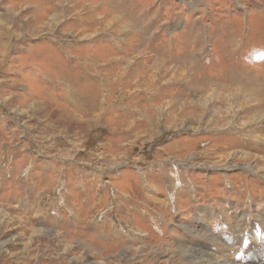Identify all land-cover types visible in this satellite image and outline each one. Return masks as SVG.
<instances>
[{
  "label": "rangeland",
  "instance_id": "1",
  "mask_svg": "<svg viewBox=\"0 0 264 264\" xmlns=\"http://www.w3.org/2000/svg\"><path fill=\"white\" fill-rule=\"evenodd\" d=\"M263 74L264 0H0V264H264Z\"/></svg>",
  "mask_w": 264,
  "mask_h": 264
},
{
  "label": "bare ground",
  "instance_id": "2",
  "mask_svg": "<svg viewBox=\"0 0 264 264\" xmlns=\"http://www.w3.org/2000/svg\"><path fill=\"white\" fill-rule=\"evenodd\" d=\"M233 43V42H232ZM234 44H232V46H234ZM232 71V70H231ZM229 82L231 85L234 86V84H239V87L238 89H236L237 92H241L239 93L240 95H238V97H242L244 98L246 94H248L249 98L251 100H256L259 98V95L257 94L258 92H260L261 90H258L261 88V86H258L257 84V81H251V82H245L244 80V75H243V72L241 70L239 71H232L230 74H229ZM262 75V74H261ZM261 78V77H260ZM264 79V74H263V77ZM262 79V80H263ZM259 81V80H258ZM257 94V96H256ZM96 96V95H95ZM96 106V105H95ZM94 114V113H93ZM94 117H95V114H94ZM96 119V118H95ZM80 128V127H79ZM178 172V171H177ZM192 252V251H191ZM190 254L187 255L189 258H192V261H194L196 264H227L226 262H224V260H218L216 261L215 259H210L208 255L204 254V253H194V254ZM197 257H194L196 256ZM199 255V256H198ZM191 261V262H192Z\"/></svg>",
  "mask_w": 264,
  "mask_h": 264
}]
</instances>
